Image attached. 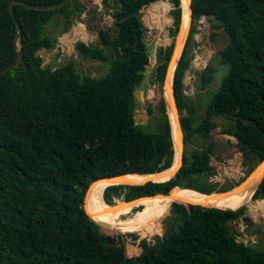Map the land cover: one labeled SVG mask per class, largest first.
Listing matches in <instances>:
<instances>
[{
	"label": "trees",
	"instance_id": "1",
	"mask_svg": "<svg viewBox=\"0 0 264 264\" xmlns=\"http://www.w3.org/2000/svg\"><path fill=\"white\" fill-rule=\"evenodd\" d=\"M10 1L0 0V69L18 57ZM22 1L50 5L63 0ZM119 1L122 7L103 0L104 8L118 20L111 28L96 29L97 43H75L79 55L106 68L100 75L82 73L75 59L44 65L40 53L55 49L59 37L77 21L96 20L97 10L80 0L49 10L13 5L22 27V57L13 70L0 74V264H264V246L238 241L231 228L232 221L245 218L250 202L231 210L177 197L153 227L126 234L136 244L127 243L128 260L118 232L98 226L87 214L85 195L96 180L159 172L174 159L163 95L156 107L157 130L147 131L135 120V90L149 64L144 43L148 29L135 12L155 0ZM170 1L172 42L158 49L152 72L161 85L182 16L181 0ZM193 9L173 89L180 113H188L181 116L185 144L198 136L202 144L184 154L183 166L168 181L108 185L103 198L108 204L118 199L113 208L128 200L168 194L175 186L206 194L232 188L234 184L219 187L210 181L216 141L209 132L216 126L215 116L230 121L222 133L237 139L239 149L250 158H244L247 166L264 157V0H193ZM202 17L232 37L223 51L229 70L222 85L211 89L217 82L212 62L198 72L200 89L211 90L206 114L198 111L199 93L194 99L187 96L183 82L191 60L188 49L195 44V23ZM213 17L221 24L216 25ZM148 111L152 113L153 107ZM245 175L237 183L248 170ZM252 198H264V178ZM147 204L141 202L138 210ZM158 234L161 238L154 239Z\"/></svg>",
	"mask_w": 264,
	"mask_h": 264
},
{
	"label": "rangeland",
	"instance_id": "2",
	"mask_svg": "<svg viewBox=\"0 0 264 264\" xmlns=\"http://www.w3.org/2000/svg\"><path fill=\"white\" fill-rule=\"evenodd\" d=\"M165 2H168L166 5L168 9L170 7L171 8L173 7L170 1L166 0ZM105 11H106L105 13L108 14V18H106V21L103 18V15H100V16L96 15V20L85 21L86 36L79 34V36H77V38L71 42L70 46H66L67 53L65 54L64 57L57 54V49L54 51L45 50V49L41 50L40 53L44 58V65L50 63L51 65L56 66V65L65 63L70 59H75L82 73L92 74V75L102 74V72L105 71L106 68L100 67L99 62L93 59L82 57L81 55H79V53L75 50V43L78 40H82L86 43H97L98 35H97L96 29L98 28L107 29V28H111L114 25L115 18L109 15L108 9H105ZM167 13L171 17V21L169 25H167V28L165 30L167 32L168 37L165 36L166 34L164 33L163 36L161 37V43L157 45L158 47H166L172 41V36L170 35V28L173 25V18L169 10L167 11ZM156 21L157 20L153 22L151 21V25L153 26V28L149 30L148 26L146 25L147 22L145 20L146 22L145 27L148 29L147 33L153 37L154 41H157L158 39L157 35L159 31V25ZM81 23L84 24V22H81ZM191 26H192V20L190 21L189 29H191ZM195 26L197 29L196 33L194 34L195 44L194 45L192 44L190 46L191 51L193 52V59L191 63V72L193 74V77L191 79L186 78L189 81L188 83L184 85V92L187 96H189L192 99L196 98V94L199 93L198 98L202 102V105L198 106V111H200V113L202 114H206V112L204 111L205 108L207 107L205 102L208 96L210 95L211 90L209 88L200 89L197 78H198V72L202 71L208 64H211L212 59L216 56L217 51L215 50L212 44V36H211V34L216 29L211 26V23L206 19V17H202L199 21H197L195 23ZM72 30L73 28L70 29V31L65 34H71ZM110 32L114 34V31H110ZM62 37L63 35L60 36V40ZM214 68L216 69V67ZM150 81L152 84L149 86H146V89L143 90L144 94L142 98H140L139 89H136L137 105L135 108V120L137 124H142L145 130L155 131L157 130V127H158V114H157L156 107L160 101L161 96L164 93V90H163V86L161 85V83L155 80V77L152 75V73L150 74ZM215 84L216 82H213V85ZM213 88L215 87H212L211 89ZM150 90L157 91L156 95H154L153 98L149 96ZM198 90H202V91H198ZM148 106L153 107L154 111L152 113H149ZM187 114L188 113L186 110H183L181 112V116H185ZM213 119H214V122L216 123V126L209 132V135L212 136L213 140H215L216 142L223 143L225 141H230L231 144L229 146H226L224 149H220L217 155H213L211 157V164L213 166L214 173L210 176V181H212L213 183H217L219 187L231 186L232 184L235 185V183L240 181L241 178L245 176L249 166H247L244 163V156L242 155V151L237 146V144L239 143L237 139L232 135L222 133V129L228 126L230 121L220 116H215ZM203 139L204 141L207 140V138H203ZM201 144H202V139L199 136L194 137L191 141L186 143L185 153L189 154L192 149L199 148ZM261 200L264 203V198H261ZM140 203L141 202L139 200L138 204L134 207V210L132 211L131 216H134L136 214ZM126 204L128 203L125 202L124 204H122L123 206L120 208H117V207L113 208L111 206H109V208L111 210L121 209ZM249 206L248 207L246 206L247 210H246L245 217L249 216L254 224H257L261 219L264 220V211H261V212L256 211V214H254L252 211L249 210ZM231 228L233 232L235 233L236 238H238V240H241V241L250 240L248 238L249 236L253 234L251 230L252 228L244 222V218H241L237 221H232ZM256 239H257V242L253 244L263 247L264 239L262 238V236H260L259 233H258V238ZM126 242L132 245H136L128 237H126Z\"/></svg>",
	"mask_w": 264,
	"mask_h": 264
},
{
	"label": "bare ground",
	"instance_id": "3",
	"mask_svg": "<svg viewBox=\"0 0 264 264\" xmlns=\"http://www.w3.org/2000/svg\"><path fill=\"white\" fill-rule=\"evenodd\" d=\"M188 5L189 0H182L183 22L181 26V36H183L184 34V36L187 35V30L190 24V11ZM150 7H153L154 13H157L155 16L159 19V31L157 35L158 39L157 41H155L156 45H158L161 43V37L163 36V34L165 33V36H167V32L165 30L167 28V25H169L171 21V17L167 12L164 14L166 5L162 1L156 2ZM79 30L80 27H74L72 33L67 37L66 43L68 44V46H70L71 42L75 38H77ZM181 44L183 45V41ZM171 76L172 69L170 70L166 83L167 93H171ZM156 92L157 91L155 90H150L149 96L153 98V96L156 95ZM175 121L177 120L174 118L173 123H176ZM179 150H181V148ZM180 157V152L178 151L176 159L173 162L172 166L168 170L160 174H127L111 179L96 180L91 184L86 193L84 206L87 213L96 221L102 223L109 229L114 230L118 233H127L137 231L141 228L153 227L154 223L159 220L162 215H164V213L171 207L173 201L176 200L177 197H181L193 203L205 206H216L232 209L239 208L250 202L251 204L249 206V210L254 214H256V211H264L263 201L261 199L252 198L257 181L260 178L261 174L264 173V170L260 172L257 177L254 175L249 176L245 181H243L232 191L227 193L213 192L211 194H206L191 188L176 187L167 195H156L154 197L138 199V201L134 200L130 203L128 202V204H126L123 208L114 210H111L109 208L110 205H108L104 201V190L108 185L112 183L140 184L145 183L148 180H165L169 178L179 168ZM139 200L140 202L148 200V204L145 209L138 210L134 216H131V213L134 210V207L138 204ZM127 253L129 255L128 248Z\"/></svg>",
	"mask_w": 264,
	"mask_h": 264
},
{
	"label": "water",
	"instance_id": "4",
	"mask_svg": "<svg viewBox=\"0 0 264 264\" xmlns=\"http://www.w3.org/2000/svg\"><path fill=\"white\" fill-rule=\"evenodd\" d=\"M71 1L72 0H63L61 2L50 4V5H34V4H30V3H27V2L22 1V0H11L9 2V5H8L9 12H10L11 16L13 17V19L16 21V24H17V33H16V36H15V46L18 48V57H17V59L15 60V62L13 64H11L10 66H8L6 68L0 69V74L13 70L16 66L19 65V63L21 61V57H22V49L19 46V40H20V36H21V33H22V27H21V24H20L19 20L17 19V16H16L15 11L13 9V5L14 4H22L24 6H27V7H30V8H34V9L49 10V9L62 7L64 5H66V4H68ZM108 1L110 2L111 6L118 5V6L122 7V5H123L119 0H108ZM116 1H117V4H116ZM149 4L143 5L142 8L139 11L135 12V15L139 16L142 19L144 26L146 24L144 13H145V9H146L147 5H149ZM188 6H189V11H190L189 18H190V21H191L192 20L193 11H194V9H193V0H189V5ZM181 7H182V16H181L180 27H179V30L177 31V35L175 37L174 50H173V53H172V56H171V59H170L169 65H168L166 78H165L164 82L162 83L163 90H164L163 98H164V102H165L166 113L168 115L169 122H170L171 136H172L173 145H174V151H175L174 152L173 162L175 161L176 155H177V153L179 151L180 152V156H181L180 157V166H179V168L177 169V171L173 175H171L169 178H167L165 180H148V181H153V182H164V181H168V180L172 179L173 177H175L177 175V173L179 172L180 168L184 164V154H185V145H186L185 144V140H184L185 132H184L182 121H181V113H180V110H179V107H178V103H177V99H176V96H175V93H174V89H173V80H174L175 70H176V67L178 65L179 59H180V57L182 55V52H183V50L186 47V44H187V41H188V37H189V33H190V29L188 28L187 35L184 36L185 35L184 34L183 36H181V26H182V22H183L182 0H181ZM116 12H117L116 9L112 10L113 14H115ZM215 18L216 17H213V19L215 20V24L216 25H220L221 21L220 20H216ZM115 20H118V17H115ZM114 28L116 29L117 26L115 25ZM215 32L216 33H215L214 38L212 39V44H213L215 50L217 51V53H216V56L212 59V65H213V67H216V71L214 72V75L216 77V81L217 82H216L215 85L211 84V86H214L215 88H219L222 85L224 77L228 73V70H229L228 66L223 62V51L231 43L232 37H231V34L229 32H227L223 28L216 29ZM182 41H183V45L181 44ZM144 43L146 45V52L149 53V64L147 65V67H146V69L144 71L143 80L136 87V89H139L140 98L143 97V94H144L143 90L146 89V86H149V85L152 84L151 81H150V74L153 72L154 64L158 60L157 52H158V49L160 48V47H158L156 45L153 37L150 36L147 33V31L145 32ZM188 53H189L191 59H193V52L191 51V47H189ZM171 69H172L171 93H167L166 83H167V79H168V76H169V73H170ZM201 78H202V76H201ZM135 96H136V90H135ZM204 111L205 112L207 111V107L205 108ZM174 118L177 120V121H175L176 123H173L174 122ZM230 144H231L230 141H225L223 143L215 142V144L213 146L214 155H217L220 149H224L226 146H229ZM239 145L240 144L238 143L237 146L239 147ZM180 148H181V150H179ZM242 155L244 156V158L250 159L249 156L247 154L243 153V152H242ZM165 159H166V156L163 158L162 164L165 162ZM169 168H167L165 170H162V171H159V172L147 173V174H160V173L168 170ZM263 170H264V157L262 159L258 160V161H255L254 163H252L249 166V168H248L249 175L243 181H245L251 175H254V176L257 177V175L260 172H262ZM128 174H133V173H128ZM123 175H127V174H120V175H115V176H110V177H104V178H101V179H111V178L121 177ZM263 178H264V173H262L260 178L258 179L254 192L258 188V186L261 183V181L263 180ZM98 180H100V179H98ZM243 181H241V182L237 183L236 185L232 186L233 188H230V189L225 190V191H220L219 193L230 192L236 186H238L240 183H242ZM147 182H145V183H147ZM145 183H140V184H145ZM112 184H125V183H112ZM112 184H110V185H112ZM130 185H135V184H130ZM191 185H192V182H191V179H190L188 181V186H191ZM176 187L177 186L173 187L170 190V192ZM188 188H191V187H188ZM191 189H193V188H191ZM194 190H196V189H194ZM156 195H159V194H156ZM156 195L144 196V197H140V198H137V199L128 200V201L124 200V201L128 203V202H131V201H134V200H138V199H142V198L154 197ZM160 195H167V194L160 193ZM85 198H86V195H85ZM116 202H117V200L115 201V203ZM114 204H108V205L113 207ZM207 207H216V206H207ZM84 208H85V206H84ZM220 208H222V207H220ZM224 209L237 210L238 208H236V209L224 208ZM89 217L98 226H100V227H102L104 229L105 228L109 229L108 227L104 226L102 223L96 221L90 215H89ZM249 220H250L249 216H246L244 218V222L245 223L251 224V222ZM260 222H261V224H264V220L263 219H261ZM118 234L122 237V240H123V242L125 244V247H124L125 257H126V260H128L129 256H128V253H127L126 234L125 233H121V232H119ZM161 236L162 235H159V234L158 235H154V239H160ZM153 242H154V240L150 241V243H153Z\"/></svg>",
	"mask_w": 264,
	"mask_h": 264
},
{
	"label": "crops",
	"instance_id": "5",
	"mask_svg": "<svg viewBox=\"0 0 264 264\" xmlns=\"http://www.w3.org/2000/svg\"><path fill=\"white\" fill-rule=\"evenodd\" d=\"M81 1V3L82 4H84L88 9H93V10H97V15H103V18L105 19V21H106V18H108V14H106L105 12V8H104V6H103V0H80ZM160 1H162V2H164V4L165 5H167V3L168 2H165L166 0H155V1H153V2H150V4L149 5H147V7H146V9H145V13H144V16H145V20H146V22H147V26H148V28H149V30L151 29V28H153V26L151 25V21L153 22V21H155V20H157L156 22L158 23L159 22V19H158V17H156V16H153L152 14L154 13V9H153V7H150V5L152 6L154 3H156V2H160ZM168 1H170V0H168ZM171 2V1H170ZM116 4H117V1H116ZM169 5V4H168ZM169 7V6H168ZM167 9V10H166ZM172 8L170 7L169 9L166 7L165 8V11H164V14L169 10V12H170V10H171ZM110 14V13H109ZM112 16V15H111ZM163 16V15H162ZM162 16H161V19H162ZM86 18V17H85ZM173 18V17H172ZM148 20V21H147ZM81 22H84V24H82ZM75 24H77V25H75ZM73 26H72V28L74 29V27H76V26H78V27H80V30H79V34L80 35H83V36H86V32H85V27H86V24H85V21L84 20H79V21H77L76 23H75ZM71 28V29H72ZM79 34H77V36H79ZM64 35H66L65 33L63 34V37H64ZM70 34H68L66 37H65V41H62V40H60V37H59V41H58V44H57V47L55 48V49H53V51L54 50H56L57 49V54H59L60 56H65V54L67 53V50H66V46H68V44L66 43V39H67V37L69 36ZM76 39V38H75ZM74 39V40H75ZM172 42V41H171ZM191 63H192V59L190 60V65H189V69L188 70H186V72H185V78H184V80H183V82H184V85L186 84V83H188V79H191L192 77H193V74H192V72H191ZM198 76H199V74H198ZM200 77H201V75H200ZM186 78H188V79H186ZM199 89V88H198ZM198 91H202V90H198ZM194 94H196V93H194ZM197 104L199 103V101H197L196 102ZM254 195V194H253Z\"/></svg>",
	"mask_w": 264,
	"mask_h": 264
},
{
	"label": "flooded vegetation",
	"instance_id": "6",
	"mask_svg": "<svg viewBox=\"0 0 264 264\" xmlns=\"http://www.w3.org/2000/svg\"><path fill=\"white\" fill-rule=\"evenodd\" d=\"M156 14L153 13L152 15L155 16ZM249 221L251 222V224H248V223H246V224L252 228L251 229L252 232L256 233L257 235L259 233L260 236H262V238L264 239V224H261L260 221L257 224H254L251 219Z\"/></svg>",
	"mask_w": 264,
	"mask_h": 264
},
{
	"label": "built area",
	"instance_id": "7",
	"mask_svg": "<svg viewBox=\"0 0 264 264\" xmlns=\"http://www.w3.org/2000/svg\"><path fill=\"white\" fill-rule=\"evenodd\" d=\"M109 15H111V14H109ZM86 15H85V13H83L82 14V16L81 17H85ZM252 234V233H251ZM256 238H258V235L256 234V233H253L251 236H249V238L248 239H250V240H245V241H243V242H245V243H256L257 242V239ZM237 240H238V238H237ZM238 241H241V240H238Z\"/></svg>",
	"mask_w": 264,
	"mask_h": 264
}]
</instances>
